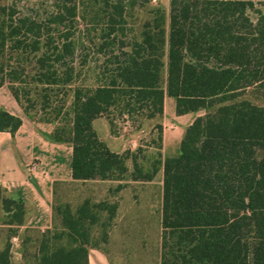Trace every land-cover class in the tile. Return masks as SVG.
<instances>
[{
    "label": "trees",
    "instance_id": "1",
    "mask_svg": "<svg viewBox=\"0 0 264 264\" xmlns=\"http://www.w3.org/2000/svg\"><path fill=\"white\" fill-rule=\"evenodd\" d=\"M3 84L33 120L55 124L54 139L72 143L74 180H151L162 165L161 264H264V0H169L168 11L151 0H0ZM166 95L178 113H204L179 154L159 151L146 172L93 123L105 116L118 134L119 116L135 127L157 118L161 150ZM21 124L0 106V131ZM116 209L53 202L52 226L23 251L28 264H89ZM25 213L0 184V264H15L14 236L39 230L21 229Z\"/></svg>",
    "mask_w": 264,
    "mask_h": 264
},
{
    "label": "crops",
    "instance_id": "2",
    "mask_svg": "<svg viewBox=\"0 0 264 264\" xmlns=\"http://www.w3.org/2000/svg\"><path fill=\"white\" fill-rule=\"evenodd\" d=\"M0 106L22 118V124L15 132L0 131V184L10 194L25 201L26 213L21 229H48L53 224L55 182L60 181L61 185L82 181L72 177L73 145L53 138L54 123L33 120L6 84L0 86ZM203 113V109L178 113L177 99L165 96L161 120L163 158L179 154L185 129ZM112 133L111 129V141L105 142L112 150L122 152L126 148L120 147L119 136ZM155 177L151 180H117L125 184L118 192L120 199L109 237L115 231L122 236L152 235L151 227L148 228L144 221L154 219L155 215L162 234L163 169L158 181ZM88 257L89 264H114L108 251L101 246L89 247ZM153 257L148 258L149 261L139 259L138 264H161L160 254Z\"/></svg>",
    "mask_w": 264,
    "mask_h": 264
},
{
    "label": "rangeland",
    "instance_id": "3",
    "mask_svg": "<svg viewBox=\"0 0 264 264\" xmlns=\"http://www.w3.org/2000/svg\"><path fill=\"white\" fill-rule=\"evenodd\" d=\"M14 0H4L6 3H10ZM19 5H27L38 0H15ZM151 3L159 4L163 6L167 11L169 9V0H151ZM118 112H116L117 114ZM117 116V115H116ZM119 126L122 128L120 133L114 136H119L121 142L120 147L126 148L124 151H133L136 155L138 163L146 172H150L155 161L157 160L159 148V141L157 138L158 132L155 128L157 118L143 119V122L139 124V127L131 125V121H124L117 117L116 120ZM94 127L97 130L100 138L104 141L110 142L111 125L105 116L98 117L94 120ZM162 158V157H161ZM129 164L132 165L131 159ZM163 169L162 165L158 164V170L155 173V180H159L158 175ZM154 178V177H153ZM117 179H105V180H89L78 181L73 184H61L57 187L55 194V205L69 204L70 207L75 210L85 200L89 199L92 202L105 201L110 204H118L119 196L118 192L125 183L117 182ZM121 180V179H120ZM148 191V190H147ZM147 201V200H146ZM145 200L143 202H146ZM106 214V212H105ZM115 220H112V224ZM144 222L147 223L148 228L153 231L152 235L146 236H122L115 233L108 238L105 242L102 239H98V245L106 249L110 255V258L114 264H138V260H145L154 258L153 256H159L162 252V240L161 232L159 229L158 218L155 215L154 219H148ZM55 223L60 224V217H55ZM46 230V229H45ZM30 231L26 235L25 242L19 237L12 238L13 242V260L15 264H28L32 257L29 255H23L24 249L28 254L32 253L35 249L34 239L43 231ZM111 230V227L109 231ZM27 257V258H26ZM148 259V261H149ZM150 264V263H149Z\"/></svg>",
    "mask_w": 264,
    "mask_h": 264
},
{
    "label": "built area",
    "instance_id": "4",
    "mask_svg": "<svg viewBox=\"0 0 264 264\" xmlns=\"http://www.w3.org/2000/svg\"><path fill=\"white\" fill-rule=\"evenodd\" d=\"M122 129V128H121ZM13 238H16V237H13Z\"/></svg>",
    "mask_w": 264,
    "mask_h": 264
}]
</instances>
